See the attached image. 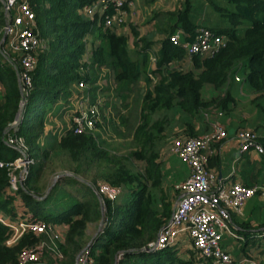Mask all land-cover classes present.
<instances>
[{
	"label": "trees",
	"instance_id": "1",
	"mask_svg": "<svg viewBox=\"0 0 264 264\" xmlns=\"http://www.w3.org/2000/svg\"><path fill=\"white\" fill-rule=\"evenodd\" d=\"M92 1L30 0L35 15V31L46 45L37 53V63L31 73L32 86L21 110L22 118L16 131L11 124L18 108L20 111L21 90L13 66L0 55V84L4 89L0 103V160H12L20 155L18 150L5 142L9 135H15L23 138L29 148V156L32 159L33 156H39L41 164L48 160L51 150L56 146L77 163L79 161L81 163L83 159L87 165L96 159L103 160L104 168L100 171V178L111 186L124 184L130 187L135 184L131 189L132 198L124 208L127 214L124 222H119L115 218L112 200L104 198L106 222L89 247L92 264H212L194 248L190 240L183 244L188 247V258H180L177 255V245L158 251L144 249L171 214L172 199L164 201L162 197V206H156L153 194L147 187L148 180L154 186L161 181L160 169L155 162L156 154L153 152L146 154L139 149L130 151L128 155L118 159L115 154L108 153L103 146L105 141L96 134L90 131L74 133L72 130H67L55 146L52 142H45L48 148L46 149L44 143L40 142L46 115L42 107L54 101L61 92H66L74 81L90 82L88 67L81 62L84 53L88 51L85 35L89 34L92 44V49L89 50L92 69L97 65L111 67L119 89L139 81L144 82V93L139 106L140 121L134 130L136 141L141 134H146V141L153 137L152 132L147 129L148 115L158 109H171L174 105L178 107L179 112L194 120L190 124L185 123L188 127L185 133L189 137L195 136L197 132L194 127L203 109L210 110L214 107L230 110L229 105L235 102L231 92L225 90L234 67L243 66L246 88L257 94L255 97L257 100L264 99V0H226L233 9L216 8L220 17L225 18L227 23L209 29L224 36L227 42L223 48L208 56L200 54L188 56L181 45L173 44L170 39L174 31L180 28L187 35L186 39L191 40L199 28L192 19L189 0H184L175 11V23L168 29L159 28L156 40L142 37L139 40L142 42L140 49L137 48L139 42L136 40L139 32L130 25L135 39L133 56L130 54L128 37L125 34H118L105 27L102 19L99 23H92L83 16L81 8ZM153 44L156 48V63L151 68L148 50ZM188 59L192 64L191 69L181 70L176 66L177 61L186 62ZM82 69L86 71L84 75ZM151 75L159 77L154 84ZM205 84H210L222 94L214 96L209 101L203 99L201 90ZM257 105L262 109V104ZM162 122L163 120H157L153 124L155 135L161 132ZM257 140L264 151V136ZM135 157L144 162L141 171L130 170L127 163L122 160L124 158L131 164ZM261 158L264 160V152ZM101 160L99 161L102 163ZM261 171H264V167ZM38 175L39 170H36L34 180L30 184L29 173L17 192H9L8 170L0 167V212L16 215L12 202L14 195L17 194L22 198L24 205L39 219L55 224L65 222L67 228L61 232L63 235L61 239H57L59 243L55 244L54 248L56 246L62 248L64 253L68 250L66 254L68 253L69 258L64 264H74L77 253L88 244L85 241L87 223L99 217V207L102 204L97 201L92 189L84 185L82 196L87 194L90 199L77 201L60 214L46 212L41 202L31 195V192L39 195ZM74 183L78 184V180ZM87 191L89 193H86ZM261 192L258 190L254 196L261 195ZM173 195L176 200L178 190ZM247 214V218L237 224L239 232L243 233L246 243L250 242L253 245L260 242L257 246L264 251V230H261L264 229V200L257 198V202L250 206ZM10 234L11 230L0 222V264H17L18 253L22 249L40 242L44 243L43 255L50 254L45 246L49 244V232L41 234L26 232L14 246L8 247L4 241ZM255 237L261 239L255 241ZM120 252L124 253L116 262V255ZM54 264H62V261L60 263L55 261ZM230 264L239 262L233 260Z\"/></svg>",
	"mask_w": 264,
	"mask_h": 264
},
{
	"label": "rangeland",
	"instance_id": "2",
	"mask_svg": "<svg viewBox=\"0 0 264 264\" xmlns=\"http://www.w3.org/2000/svg\"><path fill=\"white\" fill-rule=\"evenodd\" d=\"M183 1L184 0H132L134 9L131 10L130 8L125 7L123 10V14L119 15L115 19L114 25L111 29L118 34H125L128 37L130 54L131 56H133V51L135 50V39L131 33L130 25L134 26L139 32L136 40H138L139 42L137 48L140 49L142 47V42H140L139 40L142 37H151L153 40H156V34L158 33L159 28L162 27L168 29L172 23L176 22L174 13L180 7V5H182ZM189 1L191 4L192 19L199 27L204 26L206 28H210L225 25L227 21L225 20V18L220 17L219 12L216 10V8L233 9V6L227 3L226 0ZM83 16H85L86 20L89 22L97 23L98 21L97 16L89 17L84 14ZM4 18L5 17L3 9L0 8V36L2 34ZM178 30L181 29L178 28L176 31H174V33ZM86 35L85 40L87 41L88 49L91 50V35ZM45 45V41L40 38V47L38 48L37 53H39V51L42 50ZM155 50L156 48L154 44L148 50L149 60L152 62V64L156 62ZM0 55L2 54L0 53ZM81 62L85 63L88 67L87 73L89 74L88 78H90V82L84 83L86 87L78 84V81H74L67 88L66 92H61L54 101L48 102L42 107L46 114L47 111H51V113L56 116L58 118V121L62 124L58 130L59 132H57L56 135H51L53 137L43 140L44 147L48 149L45 146L48 142H52V145L55 146L59 139L63 135H65L71 123V116L74 117L72 111H77V100L83 93H89V95L91 96V104L96 103L99 99L98 105L96 106V112L98 113V115L96 117L97 122L95 123L94 127L87 129L86 131H90V133L96 134L100 137V139H103L105 141L103 144L104 148L108 151L109 154H115L118 159L128 155L130 151H138L139 149L143 150L146 154H150V152L156 154L155 162L158 164V167L160 169L161 181L157 186H154L152 182L148 180L147 187L149 189V192L153 194V202L156 206H162V197H164V201L172 199V213L175 204L173 193H176V191L178 190V183H180L186 177V168L188 169V167L184 163H182L177 154H174L169 150L174 143L182 141L186 137H189L185 133V130H187L188 128L186 127L187 125L185 123L189 122L190 124L194 120H191L187 115L179 112V109L176 105L168 110L158 109L151 115H148L149 123L147 125V129L148 131L152 132L153 137L146 141V134H141V136H139V140L137 139V142L136 138H134V130L140 121L139 106L142 94L144 93V82L139 81L136 84L129 85L128 87L123 86L119 89V84L114 81V74L111 67L97 65L92 69L90 67L91 56H87L86 59V53H84ZM176 66L178 68H181V70H189L192 68L191 62L187 63L183 61H177ZM82 70L84 75L86 71L84 69ZM195 72L197 71L195 70ZM243 72L244 68L242 65L234 67L231 76L226 82L227 84L225 85V90H229L231 92L233 85L236 84L238 86L239 84L237 88V97L239 98V100H236V112H238V115L241 116V119L244 116L243 119L245 122L256 124L253 130H258V133L261 136L259 134L258 135L261 138L264 136V99L257 100L255 98L257 94H255L254 92L252 93L249 89L246 88L247 86L243 80ZM158 78L159 77L153 75L151 78L152 84L157 82ZM218 94L222 93L220 91H216L210 84H205L201 90L202 98L207 101L213 99V97L217 96ZM258 103L262 104V109L257 105ZM62 106L69 107V111H71L68 122L65 121L63 115L60 113ZM21 110L19 111L18 108L17 113L19 112V117H22ZM210 110L214 111L217 110V108L211 107ZM209 114L210 113L209 111H207V109H203L198 115L197 121L202 125L200 126V129L199 127H194V130H196L197 132V135L195 136L199 137L206 134H211L215 130V125L222 126L220 120L211 121ZM221 114L222 113H220L219 116ZM157 120H163V122L161 132L155 135L153 124ZM45 122L46 121L44 120L43 132ZM158 123H160V121ZM200 131L205 133H198ZM222 139L216 141H220ZM262 153H258L256 158L258 160L257 165L260 166V169H263L264 167V160H262L261 158ZM99 160L101 159L90 161L88 165L84 159L81 163H79L80 161L77 163L76 161L70 159L67 153L58 150L56 146L51 150L50 157L43 164H41L39 156H33V163L29 168V173H31L30 184L34 180L36 170H39L37 179V192L39 193V195H36L33 192H31V195L41 197L33 198L41 202V206H43L45 209L44 211L52 214L62 213L63 211L71 207L73 203L80 201L81 198H83L82 186L88 184L96 185V183L105 182L100 178V171L104 168L103 160H101L102 163ZM122 160L127 163L130 170L135 172L141 171L144 166V162L141 161V159H137L136 157L132 159L131 164H129V161L124 160V158H122ZM255 176H257L256 173ZM76 180H78V184L74 183V181ZM82 182L84 184H82ZM133 185H131L130 187L124 184L116 186L114 185V187L120 190V194L117 199L112 201V205H114L113 209L115 211V218L118 219L119 222H124L127 219V214L125 213L124 208L127 207L128 202L132 198L131 189L133 188ZM256 185L259 187V190H263V192H261V195L257 197L253 196L245 202L244 206L242 207L243 213H246L247 209H249L251 205L257 202V198L259 200H264V175L259 178L258 183L256 182ZM43 195L44 197H42ZM86 197L87 194L84 195V198ZM103 202L104 198L103 200L101 199L100 202L102 206L99 207V217L96 218L94 222L87 223V235L85 238V241L87 242H89L96 233H100L105 225L106 213ZM29 217H35L39 219L37 216H34L33 213L27 208L23 213V218L27 219ZM49 224H51V228L56 231L62 229L66 223L59 222L55 224V222H50ZM156 235L151 241L155 239ZM11 237L12 231L10 236H8L4 241V244L8 247L14 246L21 238L20 237L19 239H16L14 242L9 243L8 245L7 241ZM255 239V241H258L261 239V237H255ZM184 242H186V239H184L182 242H179L176 247V253L180 258L189 257V254L187 252L188 247L183 246ZM58 243L59 241H57V239H53L50 236L49 244H45V246H47L46 249H49L50 254L47 258H45L46 255L42 256V259L45 263L54 264L55 261H58L59 263L62 261V264H64L66 263V261H68L69 255L68 253L66 254L68 250L64 253V250L62 248H59L57 246L54 248L55 244ZM248 247L253 249L251 245H248ZM248 252V254H245L246 257L255 260L256 264H264V253L261 257L254 256L253 258V256H251V254L253 255V253L251 251ZM56 254H58L60 258ZM121 256V252L116 255V262L121 258Z\"/></svg>",
	"mask_w": 264,
	"mask_h": 264
},
{
	"label": "built area",
	"instance_id": "3",
	"mask_svg": "<svg viewBox=\"0 0 264 264\" xmlns=\"http://www.w3.org/2000/svg\"><path fill=\"white\" fill-rule=\"evenodd\" d=\"M4 12V24L0 36V53L13 66L21 90L20 110L26 102V96L32 86L31 73L37 63V50L40 38L35 31V15L30 0H0ZM125 7L134 9L132 0H93L81 8V12L89 17L102 19L107 28H112L115 19L123 14ZM183 30H178L170 36L173 44L181 45L188 56L200 54L212 55L226 45V38L214 33L206 27H199L191 40L186 39ZM183 38V39H182ZM86 52V59L89 56ZM155 63V62H154ZM84 81L78 84L86 87ZM99 100V99H98ZM96 103L91 104L89 93L82 94L77 100V111H72L68 130L82 133L94 127L97 122ZM20 117L15 118L11 126L16 131ZM211 134L186 137L174 143L170 150L177 154L187 167L188 173L177 185L178 196L172 213L165 224L159 229L155 239L144 248L149 251L162 250L168 246L177 245L184 236L191 241L200 254L209 259L212 264H230L234 257L222 246L224 237H241L234 231L231 211L240 212L245 202L259 190L255 185H244L233 182L229 185L216 183L214 174L207 167L206 151L211 144L225 137L224 127L215 125ZM236 138L239 151L254 149L263 152L262 145L257 140V134L252 129H241ZM6 144L18 150L20 155L8 161L0 160V167H5L9 175V191L17 192L23 186L29 175L33 159L29 156L25 141L20 136L9 135ZM98 196L116 200L120 190L107 183L95 185ZM0 222L12 231V237L7 243L14 242L26 232L36 234L47 233L53 239H61V231H54L51 225L35 217L15 220L6 218L0 212ZM51 232V233H50ZM44 243L27 246L18 253L17 264H47L43 261ZM239 264H256L255 260L242 256L237 259ZM74 264H92L89 258V247L85 246L75 257Z\"/></svg>",
	"mask_w": 264,
	"mask_h": 264
},
{
	"label": "crops",
	"instance_id": "4",
	"mask_svg": "<svg viewBox=\"0 0 264 264\" xmlns=\"http://www.w3.org/2000/svg\"><path fill=\"white\" fill-rule=\"evenodd\" d=\"M0 8L3 9L1 2H0ZM186 62L189 63L190 60L188 59ZM155 63L152 64V62L150 61L151 68L154 67ZM238 86H239V84H238ZM238 86L236 84H234L232 89H231V94L235 98V102L233 104L229 105L230 110H222V109L220 110L218 108H217V110H214V111L213 110H207L210 113L209 115H210L211 121H219L220 120V123L222 124V126L224 127V130H225V137L220 141L213 142L210 146V149L208 151H206L207 167L214 174V181L216 183L229 185L233 182L239 181L244 185L250 186V185H255L256 182L258 183L259 178H261V176H263L264 174L261 171L262 168L260 169V166L257 165L258 160L256 158H257V154L259 152H257L254 149H248V150L243 151V152L239 151V143H238V140L236 138L237 132L241 129L252 128V130H253V128H255L256 124L245 122L243 119L244 116L241 119V116H239L238 112H236V100L237 99L239 100V98L237 97ZM3 93H4V89H3L2 85L0 84V103L2 101ZM58 101H60V100H58ZM61 110H60V113L63 115L65 121L68 122V120L70 118V113H71V111H69V107L62 106ZM211 111H213V112H211ZM220 113H222V114L219 116ZM45 121L46 122H45V126H44V132L40 136V142H43V140L46 138L53 137L51 135H56L57 132H59L58 130H59L60 126L62 125L58 121V118L51 113V111H47V114L45 116ZM201 125L202 124L197 123L196 128L199 127V129H200ZM244 127H249V128H244ZM255 132L257 134V139H258L260 134L258 133V130ZM198 133L203 134L205 132L200 131ZM255 170H256V172H255ZM186 172L188 173L187 168H186ZM254 172L257 174V176H255ZM186 176H187V174H186ZM88 186L92 189V191L96 195L97 201L100 203L101 198L98 196V194L95 190V185L88 184ZM84 189L85 188H83V190ZM80 191H81V188H80ZM262 192H263V190H262ZM86 193H89V192L87 191ZM33 197H37V196H33ZM42 197H44V195ZM37 198H41V197L38 196ZM86 199H90V198L89 197H86V198L83 197V198H81L80 201H83ZM14 201H15V203H14ZM12 206H14V209L17 212L16 215L15 214L10 215V214H5V213H2V214L6 218L13 219V220L22 216L24 211L27 209V207L24 205L22 198L17 194L14 195ZM247 212H248V209H247ZM247 212L243 213L242 209L240 212L231 211L234 231L241 238L240 239H238V238L233 239V238L226 236V237H224L223 242H222V246L236 260L239 259L240 257L244 256L245 254H248L249 253L248 251H251L253 253V255L251 254V256H253V258H254V256L255 257L256 256L261 257L262 254L264 253L262 248L257 246V245H259L260 242H256L253 245L250 244V242L246 243L244 241L243 233L239 232L240 229H239L237 224L241 223L243 220H245L247 218V215H248ZM40 220H42V219H40ZM49 225H51V224H49ZM66 228H67V226L65 224L62 229L56 230V231L63 232ZM183 238H186V240H187L186 242L189 241L187 236H184ZM62 242H63V240H62ZM248 245H251V247H253V249L249 248ZM255 247H257V248H255ZM46 255H49V254H46Z\"/></svg>",
	"mask_w": 264,
	"mask_h": 264
},
{
	"label": "water",
	"instance_id": "5",
	"mask_svg": "<svg viewBox=\"0 0 264 264\" xmlns=\"http://www.w3.org/2000/svg\"><path fill=\"white\" fill-rule=\"evenodd\" d=\"M15 118H19V112L17 113V115L15 116ZM22 117H20V120H21ZM101 202V200H100ZM101 204V203H100ZM99 233H96L95 236L88 242L87 246L90 247L91 243L93 242V240L95 239V237L98 235ZM149 251V250H147ZM121 253H124V252H121Z\"/></svg>",
	"mask_w": 264,
	"mask_h": 264
}]
</instances>
